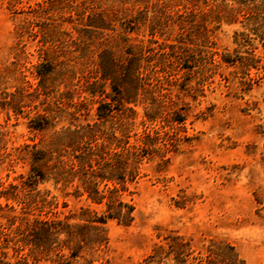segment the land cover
Wrapping results in <instances>:
<instances>
[{
	"label": "rangeland",
	"instance_id": "rangeland-1",
	"mask_svg": "<svg viewBox=\"0 0 264 264\" xmlns=\"http://www.w3.org/2000/svg\"><path fill=\"white\" fill-rule=\"evenodd\" d=\"M93 1L98 9L118 14L116 29L106 30L85 46L92 39L78 37L83 24L75 10L61 8L58 1L52 6L50 0H0V193L14 195L18 189L10 184L18 185L29 170L28 159L18 156L24 144L43 147L55 129L69 124L70 113L81 99L88 104L89 118L94 117L96 102L83 87L94 75L93 61L104 46L102 41L117 54L125 45L147 50L182 45L192 66L175 63L168 68L170 74L157 67L153 75L177 79L176 83L165 80L162 91H171L175 98L179 94L177 107L186 113L185 122L175 126L160 118L148 121L149 102L130 104L137 111L131 119V142L142 143L145 129L158 130L162 136L170 130L176 148L168 152V163L158 156L143 162L140 177L123 192L125 200L135 204V219L129 225L107 221L109 240L96 263L138 264L164 235L178 231L191 237L198 248L210 239H224L235 245L245 264H264V51L258 40L252 50L237 37V32L248 30L243 15L233 22L218 21L213 14L206 20L202 15L187 16L210 9L190 0ZM41 5L51 8L40 15L29 11ZM155 22L160 25L153 29ZM43 61L54 65L51 75H57L48 79L47 94L38 88L36 77L37 65ZM69 89L75 92L72 103L67 98L57 102L55 95ZM56 105L63 110L55 128L39 132L29 127L31 117L38 112L50 115L45 108ZM78 115L81 121L85 117ZM37 188L52 204L34 210L29 218L38 213L64 217L88 203L86 194L75 196L72 185L48 180ZM22 212L18 195L7 199L0 194V230L15 234ZM2 245L3 236L0 258L14 264L20 254ZM29 259L31 264H54L45 257Z\"/></svg>",
	"mask_w": 264,
	"mask_h": 264
},
{
	"label": "trees",
	"instance_id": "trees-1",
	"mask_svg": "<svg viewBox=\"0 0 264 264\" xmlns=\"http://www.w3.org/2000/svg\"><path fill=\"white\" fill-rule=\"evenodd\" d=\"M50 1L52 6L58 1L62 3L61 8L66 6L76 11L83 24L78 30V37L92 39L85 46L93 44V38L98 35H105L106 30L116 29L114 22L118 14L98 9L93 0L76 3L75 0ZM190 1L196 6L210 5V9L203 14L191 11L187 16L202 15L206 20L208 15L213 14L218 21L233 22L242 14V22L248 30L237 32V37H241L243 44H250L252 50L257 48L253 45L254 40H258L264 51V0H232L233 6H221L218 0ZM50 8L42 6L29 11L40 15ZM179 15L182 17L184 14ZM158 24L155 22L153 29ZM100 44L104 46L93 61L94 75L83 87V91L96 102L94 117L89 118L88 104L81 99L75 104L77 109L70 113L72 120L69 124L55 129L43 147L38 148L36 143L24 144L18 156L28 159L29 170L20 176L18 185L10 184V187L18 189L14 195H8V191L0 193L7 199L18 195L22 204V222L15 234L0 230L4 241L2 246H12L20 254L14 264H31L30 257L34 260L45 257L54 264H97L103 258L109 240L105 230L107 221L116 219L129 225L135 219V204L125 200L123 192L140 177L143 162L147 157L158 156L168 163L171 158L168 152L176 148L175 133H170V130L162 136L158 130L151 132L145 129L142 143H133L130 141V126L133 123L131 119L137 116L134 105L138 102H149L145 109L148 121L160 118L175 126L185 122L186 113L177 107L179 94L175 98L171 91H162L165 80L176 83L177 79L164 75L163 80L153 74L159 69L170 74L168 68L175 63L190 68L192 65L184 52L187 49L174 43L168 45L170 50H166V46L147 50L145 46L135 48L125 45L123 51L117 54L114 47L104 41ZM255 58L252 53V59ZM147 62L150 67L148 72ZM53 72L54 65L48 61L37 65L38 88L45 94L50 92L48 79L57 76L51 75ZM51 91L54 92L53 89ZM74 93L71 89L60 92L55 95L56 100L60 102L67 98L69 103ZM141 94L143 99L139 100ZM132 103L134 105H130ZM47 109L50 115L38 112L31 117V129L42 132L58 125L56 118L63 109L60 105L48 106ZM78 113L85 114L82 121ZM117 119L119 126L115 125ZM107 122L111 123L109 127ZM119 130L120 134L117 133ZM48 180L61 183L64 187L74 186L75 196L86 194L88 203L64 217L38 213L29 218L34 210L42 211L52 204L37 188L39 183ZM93 204L101 205L103 209L99 210ZM3 253L6 255V252ZM0 264L13 262L0 258ZM138 264H245V261L235 245L224 239H210L205 246L198 248L191 237L169 231Z\"/></svg>",
	"mask_w": 264,
	"mask_h": 264
}]
</instances>
